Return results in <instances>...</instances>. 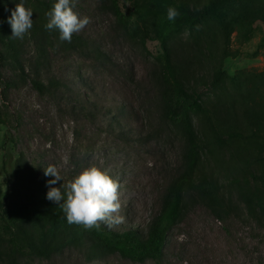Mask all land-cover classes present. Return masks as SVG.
Instances as JSON below:
<instances>
[{"label": "rangeland", "instance_id": "374dc122", "mask_svg": "<svg viewBox=\"0 0 264 264\" xmlns=\"http://www.w3.org/2000/svg\"><path fill=\"white\" fill-rule=\"evenodd\" d=\"M20 2L33 11L23 39L8 23ZM55 2L0 0V26L16 47L13 58L0 44V202L12 186L8 215L25 253L30 242L49 251L23 263L264 264V0H76L91 22L70 43L45 27ZM169 7L180 13L174 21ZM161 72L196 99L187 113L196 182L211 183L221 217L184 194L163 259L134 263L85 235L71 240L58 227L63 201L46 196L96 166L119 182L124 217L101 226L146 238L182 170L183 139L162 119L154 85ZM49 165L63 181L48 185ZM4 245L0 233V253Z\"/></svg>", "mask_w": 264, "mask_h": 264}, {"label": "trees", "instance_id": "16d2710c", "mask_svg": "<svg viewBox=\"0 0 264 264\" xmlns=\"http://www.w3.org/2000/svg\"><path fill=\"white\" fill-rule=\"evenodd\" d=\"M218 2L211 3L204 8L206 13L213 12ZM113 13L120 15L118 8L114 5ZM75 40L83 43L82 39L75 36ZM0 44L6 47L13 58L16 57V47L8 36L4 27L0 26ZM38 86V83L34 82ZM154 85L157 88L160 104L161 117L176 129L183 139L182 170L164 188L160 196V209L151 219L148 225L147 236L140 240L134 231L115 232L100 227L99 230H85L78 225H70L67 220L58 223L61 230L71 235V240L77 239L78 235L87 236L92 245L99 246L110 254L118 253L134 263L144 261L160 262L164 257L167 233L175 225L177 210L186 193L191 194L193 199L201 201L217 217L220 218V204L213 193V186L205 179L196 182L197 149L192 134L191 120L188 118V110L196 106V99L188 97L179 89V83L174 79H167L161 72L155 77ZM12 186L7 187L4 199L0 202V233L5 237L3 252L0 253L2 264H24L28 257H46L48 250L41 249L29 243V252L25 253L17 233L14 229L15 221L9 217L8 212L13 207L11 199Z\"/></svg>", "mask_w": 264, "mask_h": 264}, {"label": "clouds", "instance_id": "9594fccd", "mask_svg": "<svg viewBox=\"0 0 264 264\" xmlns=\"http://www.w3.org/2000/svg\"><path fill=\"white\" fill-rule=\"evenodd\" d=\"M76 0H57L49 17L46 29L59 30L60 41L71 42L73 34L82 31L91 21L88 16L81 17L74 11ZM180 13L174 8L167 9V19L174 21ZM33 11L26 8L23 2L17 4L8 23L11 25L12 37L23 39L33 27ZM44 174L53 177L48 185L63 181L59 169L54 165L45 168ZM61 188L50 187L46 198L60 204L66 214L67 222L81 226L85 230H99L101 224L109 228L122 224L124 217L120 215V184L109 174L96 166L83 170L78 176Z\"/></svg>", "mask_w": 264, "mask_h": 264}]
</instances>
